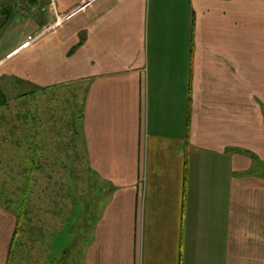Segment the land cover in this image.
<instances>
[{"label":"crops","instance_id":"1","mask_svg":"<svg viewBox=\"0 0 264 264\" xmlns=\"http://www.w3.org/2000/svg\"><path fill=\"white\" fill-rule=\"evenodd\" d=\"M34 45L40 89L83 86L112 185L62 264H264V0H98ZM16 230L0 202V264Z\"/></svg>","mask_w":264,"mask_h":264},{"label":"rangeland","instance_id":"2","mask_svg":"<svg viewBox=\"0 0 264 264\" xmlns=\"http://www.w3.org/2000/svg\"><path fill=\"white\" fill-rule=\"evenodd\" d=\"M67 12H58L56 0H0V84L8 97L0 108V202L15 213L24 208L13 264L82 259L84 241L110 193L111 184L90 164L83 86L40 89L36 80L34 44L55 33ZM38 13L53 18L36 30Z\"/></svg>","mask_w":264,"mask_h":264},{"label":"trees","instance_id":"3","mask_svg":"<svg viewBox=\"0 0 264 264\" xmlns=\"http://www.w3.org/2000/svg\"><path fill=\"white\" fill-rule=\"evenodd\" d=\"M28 1H30V2H36L37 0H28ZM8 104V97H7V94L5 93V91H4V89H3V87H2V85L0 84V108L1 107H3V106H5V105H7ZM37 153V152H36ZM35 153V156L37 157V154ZM35 156H33V157H31V159H30V162L31 163H34L35 162V160H36V157ZM30 188H31V186H30V182H29V185H27V188H26V190H30ZM23 206H22V208H20V209H18L17 211H16V213H17V230H16V235H17V238H18V233H19V230H18V228H19V225H20V222H21V217H22V215H21V213H23ZM13 244H14V242H13Z\"/></svg>","mask_w":264,"mask_h":264},{"label":"built area","instance_id":"4","mask_svg":"<svg viewBox=\"0 0 264 264\" xmlns=\"http://www.w3.org/2000/svg\"><path fill=\"white\" fill-rule=\"evenodd\" d=\"M98 0H87L83 3H81L77 8H75L71 12H67V14L64 15L63 21H68L74 18L80 11L85 10L89 6H91L93 3L97 2Z\"/></svg>","mask_w":264,"mask_h":264}]
</instances>
